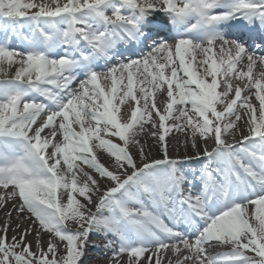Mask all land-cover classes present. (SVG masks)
I'll return each instance as SVG.
<instances>
[{"label":"snow or ice","instance_id":"1","mask_svg":"<svg viewBox=\"0 0 264 264\" xmlns=\"http://www.w3.org/2000/svg\"><path fill=\"white\" fill-rule=\"evenodd\" d=\"M0 213V264H264V0H0Z\"/></svg>","mask_w":264,"mask_h":264},{"label":"bare ground","instance_id":"2","mask_svg":"<svg viewBox=\"0 0 264 264\" xmlns=\"http://www.w3.org/2000/svg\"><path fill=\"white\" fill-rule=\"evenodd\" d=\"M217 54H218V50H217ZM158 95H159V94H158ZM243 95H248V93L245 92ZM117 103H118V101H117ZM252 103H253L254 105H258V103H259V102L255 99L254 96H253V99H252ZM133 106H134L133 103L128 102V101H126L123 105H120V108H121V113H120V115H121V117H122L123 119H126V118L130 115V110H131V108H132ZM77 130H79V129L77 128ZM114 139H115V138H114ZM180 139L182 140L183 137H180ZM116 142L119 143L118 140H116ZM169 143H170V145L172 146L171 149H170V152H171V154H172L173 156H175V155H177V154H179L180 156H183V155H184V151H185V150H184V147H183L182 144H180V145H177V144H176L175 134H170V136H169ZM148 145H149V147L151 148L152 154L155 155V156H157V158H159V153H158L156 147L154 146V141H153L152 139H148ZM188 154H189V155H192V154H193V153H192V150H191L190 147H189V149H188ZM102 159L105 160V161H107V160H108L107 155H106V154H102ZM2 217H3V214L0 213V220H2ZM11 234H12V233H9V236H10ZM94 239H95V237H94ZM92 251L97 252V251L94 250V249L90 250V251H89V256H90V257L92 256V253H91ZM97 253H100V254H101V257H100L99 259H97V260L99 261V264H106V261H105V259H104L103 253H102V252H97Z\"/></svg>","mask_w":264,"mask_h":264},{"label":"rangeland","instance_id":"3","mask_svg":"<svg viewBox=\"0 0 264 264\" xmlns=\"http://www.w3.org/2000/svg\"><path fill=\"white\" fill-rule=\"evenodd\" d=\"M91 253H93L94 254V252H91ZM93 256V255H92ZM97 259H99L100 257H96Z\"/></svg>","mask_w":264,"mask_h":264}]
</instances>
